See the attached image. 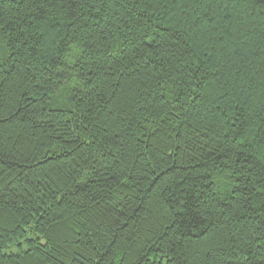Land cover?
Wrapping results in <instances>:
<instances>
[{
    "label": "trees",
    "instance_id": "trees-1",
    "mask_svg": "<svg viewBox=\"0 0 264 264\" xmlns=\"http://www.w3.org/2000/svg\"><path fill=\"white\" fill-rule=\"evenodd\" d=\"M0 264H264V0H0Z\"/></svg>",
    "mask_w": 264,
    "mask_h": 264
}]
</instances>
